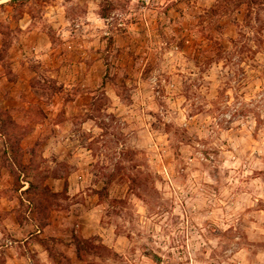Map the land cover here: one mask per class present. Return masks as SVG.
Listing matches in <instances>:
<instances>
[{
  "label": "rangeland",
  "instance_id": "obj_1",
  "mask_svg": "<svg viewBox=\"0 0 264 264\" xmlns=\"http://www.w3.org/2000/svg\"><path fill=\"white\" fill-rule=\"evenodd\" d=\"M22 259L264 264V0H0V264Z\"/></svg>",
  "mask_w": 264,
  "mask_h": 264
},
{
  "label": "crops",
  "instance_id": "obj_2",
  "mask_svg": "<svg viewBox=\"0 0 264 264\" xmlns=\"http://www.w3.org/2000/svg\"><path fill=\"white\" fill-rule=\"evenodd\" d=\"M59 127V126H58ZM48 143L51 144H55V145H69L70 144V148L74 149L73 151H69V152H64L65 155H67V158H71V159H78V157H80V159H82V161L84 162V160L86 159V155L85 153H90L91 151L88 150V148H84L85 146H83L80 142L77 141V139H50L48 140ZM73 144H77L79 146L77 147H71V145ZM81 144V145H80ZM60 147V146H59ZM70 149V150H71ZM58 151H53L51 154L52 156L49 157L47 154L44 153V158H51L52 159H57L59 157V155L56 154H60V153H55ZM30 157L33 158V154H30ZM46 155V156H45ZM54 161V160H52ZM72 174H70L67 178H62L61 176L59 177H50L46 180V186L48 187V189L54 193V194H61V192L64 191V188L66 185H68V191L71 189V185H72V179L74 178V171L72 170ZM24 187H22V189L20 190L21 194L24 193V195H27L28 189L30 188V184L28 183H24ZM58 213V212H57ZM58 214H60V216L62 215L61 212H59ZM51 222L54 223V225L57 224L56 219L54 217H52ZM50 227V226H49ZM36 248H41L40 244H36L35 245ZM24 263V259L19 260L16 264H23Z\"/></svg>",
  "mask_w": 264,
  "mask_h": 264
},
{
  "label": "trees",
  "instance_id": "obj_3",
  "mask_svg": "<svg viewBox=\"0 0 264 264\" xmlns=\"http://www.w3.org/2000/svg\"><path fill=\"white\" fill-rule=\"evenodd\" d=\"M23 1H25V0H23ZM14 2H17V1H14ZM105 10H107V9H105ZM105 10H103V14L105 13ZM105 14L103 15V17L105 18ZM8 121H9V123L12 125H14V122H13V120L11 119V118H8L7 119ZM1 123H3V121H1ZM15 128L17 129L18 127H16L15 126ZM47 191H48V189H47ZM65 191H68V185H66V188H65ZM58 195V194H57ZM42 245V244H41ZM78 255H79V253H78Z\"/></svg>",
  "mask_w": 264,
  "mask_h": 264
}]
</instances>
